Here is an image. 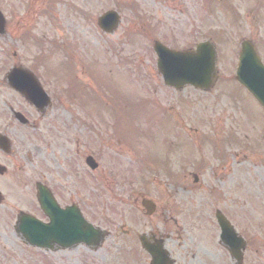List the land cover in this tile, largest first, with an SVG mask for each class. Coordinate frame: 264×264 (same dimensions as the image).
Masks as SVG:
<instances>
[{
    "label": "rangeland",
    "instance_id": "rangeland-1",
    "mask_svg": "<svg viewBox=\"0 0 264 264\" xmlns=\"http://www.w3.org/2000/svg\"><path fill=\"white\" fill-rule=\"evenodd\" d=\"M108 9H116L121 14L120 26L112 35L103 34L95 24L97 16ZM0 10L6 17L8 34L0 39V50H6L9 60L29 62L19 56L12 59L13 53L25 52L28 60L34 52L53 54L48 56L52 59L37 67V72L44 89L54 96L57 77L61 89L67 83L60 74L47 72L46 67L61 66L64 62L70 66L69 59L73 57L74 77L89 86L86 96L76 100L78 105L89 103L86 108L92 111V116L101 109L100 116L109 117L103 105L97 104L103 100L114 101L111 104L118 109L117 112L110 110L113 120H118L117 116L123 118L120 107H124L126 121L132 123L135 119L138 132L143 128L144 134L149 132L150 136L144 139L134 140L130 135L128 138L135 141L137 154L148 158L154 169V174H150L152 171L142 169L139 163V167L134 164L127 170L124 164L129 162V156L118 154L115 159L122 165L116 161L114 170L107 169L106 181L98 189L92 184L89 189L92 221L110 232L99 248L43 252L22 244L10 232L7 243L0 240V264H149L138 236L150 232L164 240L165 249L175 264H233L218 244L215 209L225 212L238 235L245 239L243 264H264V112L229 78L243 39L250 40L264 60V0H223L221 3L209 0H0ZM15 21L20 23L16 25ZM26 32L31 35L27 40L23 38ZM206 39L217 50L216 86L208 92L190 87L173 91L164 87L155 70L153 42L182 50ZM0 63L5 69L1 57ZM51 76L54 83L50 82ZM3 80L0 98L12 106L21 105L32 123L36 113L8 91ZM236 103L242 110L240 114ZM147 106L164 108L167 112L166 121L159 129L150 124L158 116H145L138 111ZM49 109L59 127H71V118L77 113L82 116L79 111L82 109L75 104L70 106L64 99ZM129 114L132 119L128 118ZM170 119L184 120L188 139L187 142L185 137L179 140L180 145L171 154L168 142L177 144L178 140L168 136ZM90 121L94 129L91 133H96L98 123ZM206 122L215 124L213 131ZM231 126L234 133L237 131V137L228 143L231 145L224 153L225 161L216 149L220 148V137L227 136ZM201 129L212 134L201 141L200 151L210 160L196 170L197 136ZM20 133L27 136L30 146H24L26 152L18 156L16 163L26 170L27 178L34 180L37 162L34 131L26 129ZM185 156L189 164L182 168L178 159L184 157L185 161ZM166 171L170 175L166 176ZM192 173L197 174L196 183L192 181ZM182 174L187 176L180 177ZM33 188V182L21 187L26 192L22 209L40 215L34 210L37 199L30 194ZM141 196L156 204V213L149 218L144 217L140 208ZM36 217L47 223L46 218ZM126 230L128 233L123 235Z\"/></svg>",
    "mask_w": 264,
    "mask_h": 264
},
{
    "label": "flooded vegetation",
    "instance_id": "flooded-vegetation-1",
    "mask_svg": "<svg viewBox=\"0 0 264 264\" xmlns=\"http://www.w3.org/2000/svg\"><path fill=\"white\" fill-rule=\"evenodd\" d=\"M19 23V21L14 22L16 25ZM17 28L21 27L18 26ZM5 35V37L8 35L7 21L5 23ZM30 37L28 32L23 36L26 40ZM17 56L22 61H26V53L12 54L13 59ZM10 66L24 67L34 73L35 77H38L37 64L35 63L14 62ZM5 88L17 95L20 101L23 100L8 86ZM23 102L25 101L23 100ZM20 106H12L8 100L0 98V138L7 140V142L4 141L5 144L1 143L0 145V240L4 244L9 241L8 233L10 232L22 242L21 237L15 231L18 215L26 211L25 208L22 209L21 204L24 195H26L25 191H21L22 186L25 187L32 182L34 185L39 184L51 195L58 210L76 207L83 220L91 223V193L89 192L91 181L98 182L100 185L103 184L106 181L107 169L114 170L117 167L115 156L118 154L130 156V164L127 165L130 168L134 164H138L135 141H132L130 137L128 138L130 135L135 140L138 127L134 124L136 123L135 119L130 117L131 112L128 118L132 119V123L126 121L127 116L123 113L124 107H120L122 109L120 116L123 115L121 119L117 116L118 120H113L112 115H110L111 117H98L97 132L91 133L94 130L90 121L92 118L85 111H80L83 115L81 117L73 116L70 121L71 127L65 128L59 127L54 118L50 116L52 109L47 107L43 111L36 112L31 105L28 106L36 113L37 117L32 123L22 124L12 116L13 111H23L22 106ZM108 120H111L110 123ZM171 120L172 123H167L169 125V132L167 133L169 137H173L172 140H178V143L169 140V154L175 152V147L180 145L179 140L181 141L186 133L184 120L179 119L178 122L175 119ZM26 129L34 131L33 148L37 158L34 180L27 178L26 170L16 163L18 156L26 152L24 146H30L27 136L20 133ZM213 130L211 128V131ZM233 134V126H231L228 135L220 137L221 145L220 148L216 149L220 153V155L217 153L216 155L222 156L225 161L224 153L228 151V143ZM29 152L30 150H28ZM88 157H93L97 164L96 169H90L86 163ZM178 160L182 164L184 163L183 160ZM180 182L178 181V183ZM30 193L36 194L34 191ZM39 211L42 213L40 208ZM84 221L81 224L83 231L85 230ZM148 236H154V233L150 232ZM77 247L79 246L72 249ZM83 247L86 246L83 245Z\"/></svg>",
    "mask_w": 264,
    "mask_h": 264
},
{
    "label": "water",
    "instance_id": "water-1",
    "mask_svg": "<svg viewBox=\"0 0 264 264\" xmlns=\"http://www.w3.org/2000/svg\"><path fill=\"white\" fill-rule=\"evenodd\" d=\"M117 23V15L114 12H107L98 18V26L108 33L114 31ZM3 24L0 14V34L3 32ZM154 51L157 56V70L166 85L177 88L183 85H192L200 89H208L212 85L215 53L208 43L199 44L195 51L186 52L171 51L162 44L155 43ZM238 61L235 75L237 82L264 109V67L249 42H242ZM28 76L18 70H13L8 77V83L13 89L23 94L36 108L42 109L47 105L48 99L38 84L36 85ZM38 200L49 215L50 223L43 225L27 215L20 216L17 229L23 233L29 245L51 249L53 243L67 248L79 242L97 245L101 241L99 240L102 238L100 231L91 227L89 233L84 235L78 230L76 220L74 224H70L67 219L61 217L60 213H52L48 208L51 206L50 200L41 192L38 194ZM142 205L146 209V215L152 214L154 206L149 201H143ZM216 219L221 229L220 243L228 249L231 257L236 261L235 264H241V250L244 249L245 243L242 238L237 237L230 224L220 213L217 214ZM141 245L151 257L150 264H172L159 241L150 244L148 240L141 238Z\"/></svg>",
    "mask_w": 264,
    "mask_h": 264
}]
</instances>
